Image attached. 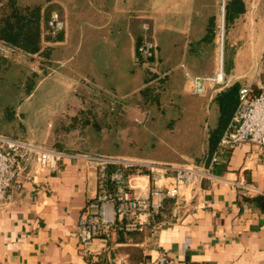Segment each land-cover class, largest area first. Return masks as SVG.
<instances>
[{
	"label": "crops",
	"instance_id": "1",
	"mask_svg": "<svg viewBox=\"0 0 264 264\" xmlns=\"http://www.w3.org/2000/svg\"><path fill=\"white\" fill-rule=\"evenodd\" d=\"M17 1L41 7L46 37L41 46L49 60L41 65L47 74L16 107L12 120L21 133L8 134L11 138L26 137L72 155L192 164L215 151L224 134L215 133L221 123L215 99L235 83L255 89L264 84V0ZM53 12L66 25L56 39L46 35ZM145 24L157 46L156 71L166 74V82L161 108L151 106V122L136 127L133 114L116 113L112 104L118 110L125 100L141 104V92L158 81L135 61ZM222 53L229 85L192 94L185 71L211 77ZM238 104L239 93L233 117ZM85 134L104 143L67 142ZM216 173L221 180L205 182L179 221L162 226L154 239L148 231H118L115 263L157 264L164 252L170 264H264V150L240 143L225 153ZM96 189V172L74 159H65L60 171L25 181L22 191L0 205V264H104V257L92 262L79 254L77 236L80 214ZM167 209L170 219L173 201ZM104 245L97 240L92 249L100 254Z\"/></svg>",
	"mask_w": 264,
	"mask_h": 264
},
{
	"label": "built area",
	"instance_id": "2",
	"mask_svg": "<svg viewBox=\"0 0 264 264\" xmlns=\"http://www.w3.org/2000/svg\"><path fill=\"white\" fill-rule=\"evenodd\" d=\"M47 26L46 35L55 39L66 29L58 13L50 17ZM143 30L135 61L156 74L154 80L165 79L166 74L156 71L158 51L150 36V26L145 24ZM17 53L20 52L0 41L2 56L9 58ZM181 68L186 70V65H181ZM185 72L192 94L197 96L205 95L210 86L219 91L229 85L224 73L223 53L215 75L200 77L187 70ZM244 142L264 150V84H258L256 89L251 85L241 88L239 105L229 128L216 151L202 165H176L104 154L72 155L33 141L0 134V205L8 203L12 192L22 191L25 181L35 180L43 171H60L65 159L84 161L88 169L96 172L97 189L78 220L79 254L88 261L99 262L104 257V264H116L114 255L118 245L114 239L117 231L127 234L148 231V237L154 239L162 226L177 223L183 208L199 198L198 193L205 182L221 180L216 170L223 163L225 153ZM242 186L254 189L250 185ZM167 200L174 203V215L160 220ZM97 240L105 243L100 254L92 249ZM156 263L170 264V259L163 252Z\"/></svg>",
	"mask_w": 264,
	"mask_h": 264
},
{
	"label": "trees",
	"instance_id": "3",
	"mask_svg": "<svg viewBox=\"0 0 264 264\" xmlns=\"http://www.w3.org/2000/svg\"><path fill=\"white\" fill-rule=\"evenodd\" d=\"M42 22L43 15L40 6L21 7L18 5L17 0H0V41L29 57L39 54V56L43 57L44 60H49L46 56L47 50H44L41 46L43 41L46 39ZM6 61H10V59L0 54V65ZM223 63L224 73L227 76L226 60L223 61ZM42 64L43 63H41V65ZM35 77H38V75L32 74V76L26 80V95L31 94L34 90L36 85ZM164 80L165 79L158 80L156 83L149 85L141 92V103L145 108L151 107L153 105H157L159 108H161L160 99L165 92L166 81ZM227 89V91L221 93L215 99L221 106V123L215 131L218 136H221V134L227 131L234 118L232 114L234 96L237 93H240L239 91L241 89V85L239 83H235L229 86ZM3 110V113L0 115V120L3 117L6 119V121H12L15 116V109L12 106L7 105ZM231 114L233 118L231 117ZM215 151L205 155L201 161L194 162L192 164H205ZM228 152L229 151H227V153ZM171 202L172 201L167 200L162 216L159 217L160 220H162L163 217L167 215V205Z\"/></svg>",
	"mask_w": 264,
	"mask_h": 264
},
{
	"label": "rangeland",
	"instance_id": "4",
	"mask_svg": "<svg viewBox=\"0 0 264 264\" xmlns=\"http://www.w3.org/2000/svg\"><path fill=\"white\" fill-rule=\"evenodd\" d=\"M54 12L51 14V16ZM222 35H224V39L226 38V34L224 30H221L220 39H222ZM50 44V43H48ZM10 61H6L0 65V115L3 113V109L5 106H12L15 110L22 101L26 97V80L32 76V74H37L38 77H35V83L39 81V78L46 75L41 73V63L44 59L41 56L29 57L22 53H17L9 57ZM43 65V64H42ZM43 69V68H42ZM53 73V70H48V73ZM78 91V90H77ZM107 106V105H106ZM123 110H118V104H112V109L115 108L116 113L118 111L124 112L126 115L133 114L134 115V125L136 127H141L144 124H148L152 120L153 110L151 107L145 108L141 103H128L126 100L124 103H121ZM146 106V105H145ZM115 114V113H114ZM122 115V114H120ZM144 117V118H143ZM16 120V119H15ZM15 120L12 122L6 121L5 118L2 117L0 120V134L8 135V134H19L21 131L18 128ZM143 122V123H142ZM142 123V124H140ZM54 128V126L51 125ZM37 137L35 136V140ZM28 140L26 137L23 138H15ZM75 140H79L84 143L86 146H91L93 143L95 147L100 146L104 143L103 138L95 135V134H85L82 137L80 136H71L67 138V142L72 144ZM42 144V143H41Z\"/></svg>",
	"mask_w": 264,
	"mask_h": 264
}]
</instances>
